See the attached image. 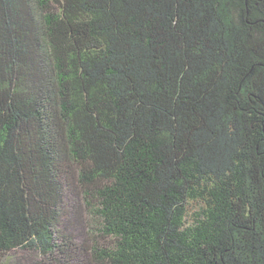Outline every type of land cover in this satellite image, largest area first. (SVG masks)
<instances>
[{"label": "trees", "instance_id": "obj_1", "mask_svg": "<svg viewBox=\"0 0 264 264\" xmlns=\"http://www.w3.org/2000/svg\"><path fill=\"white\" fill-rule=\"evenodd\" d=\"M0 264H264V0H0Z\"/></svg>", "mask_w": 264, "mask_h": 264}]
</instances>
